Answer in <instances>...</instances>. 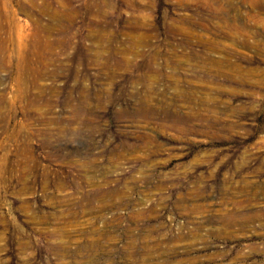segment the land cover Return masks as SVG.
I'll return each instance as SVG.
<instances>
[{
  "label": "rangeland",
  "instance_id": "obj_1",
  "mask_svg": "<svg viewBox=\"0 0 264 264\" xmlns=\"http://www.w3.org/2000/svg\"><path fill=\"white\" fill-rule=\"evenodd\" d=\"M0 62V264H264V0H0Z\"/></svg>",
  "mask_w": 264,
  "mask_h": 264
},
{
  "label": "bare ground",
  "instance_id": "obj_2",
  "mask_svg": "<svg viewBox=\"0 0 264 264\" xmlns=\"http://www.w3.org/2000/svg\"><path fill=\"white\" fill-rule=\"evenodd\" d=\"M60 4H61V3H60ZM57 16H58V15H57ZM55 18H56V17H55ZM40 59H41V58H40ZM71 59H72V58H71ZM71 59H70V60H71ZM40 62H41V61H40ZM96 62H97V61H96ZM220 62H221V61H220ZM105 63H106V62H105ZM68 64H69V63H68ZM219 64H220V63H219ZM3 65H5V62H3ZM90 65H91V64H90ZM0 67H1V68L3 67L2 64H1V62H0ZM231 67H232V66H231ZM30 68H31V70H32V67H31V66H30ZM33 69H34V68H33ZM35 73H36V71H35V69H34V75H36ZM41 73H42V72H41ZM43 75H44V74H43ZM43 75H42V76H43ZM1 109H2V108H1ZM14 134H15V133H14ZM24 152H25V151H24ZM23 155H24V153H23Z\"/></svg>",
  "mask_w": 264,
  "mask_h": 264
}]
</instances>
